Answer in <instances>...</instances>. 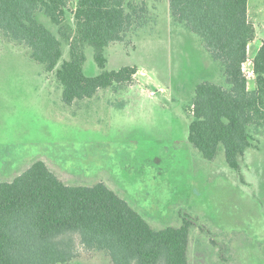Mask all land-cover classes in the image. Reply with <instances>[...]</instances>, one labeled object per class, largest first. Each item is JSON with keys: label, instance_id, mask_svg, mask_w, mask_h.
Wrapping results in <instances>:
<instances>
[{"label": "rangeland", "instance_id": "374dc122", "mask_svg": "<svg viewBox=\"0 0 264 264\" xmlns=\"http://www.w3.org/2000/svg\"><path fill=\"white\" fill-rule=\"evenodd\" d=\"M146 6L142 27L106 49L108 69L134 65L131 84L101 89L93 98L63 102L55 72L27 48L0 35V181L43 160L69 184L103 181L154 228L193 222L190 264H264V125L251 126L252 146L232 169L223 151L205 159L189 142L187 111L204 80L225 83L222 67L201 37L175 22L169 0ZM77 0H68V19ZM256 29L244 64L254 87L253 56L264 41V0H250ZM38 18L58 34L42 12ZM63 59L69 44L63 42ZM85 73L99 74L88 47ZM68 264H114L103 251L78 245Z\"/></svg>", "mask_w": 264, "mask_h": 264}, {"label": "trees", "instance_id": "16d2710c", "mask_svg": "<svg viewBox=\"0 0 264 264\" xmlns=\"http://www.w3.org/2000/svg\"><path fill=\"white\" fill-rule=\"evenodd\" d=\"M249 1L169 0L174 21L201 37L225 79L196 86L187 108L189 142L207 160L223 151L235 170L252 146L249 128L264 125V41L253 58L254 89L244 69L256 38ZM67 5L68 0H0V35L55 72L66 105L131 84L138 67L108 69L106 49L142 27L146 6L133 0H77L70 20ZM40 12L59 35L39 20ZM64 41L68 59H63ZM88 47L100 69L95 76L85 73ZM192 228L186 216L179 226L154 228L105 182L66 183L43 160L0 181V264H68L78 245L105 252L114 264H190Z\"/></svg>", "mask_w": 264, "mask_h": 264}, {"label": "crops", "instance_id": "0c3cea01", "mask_svg": "<svg viewBox=\"0 0 264 264\" xmlns=\"http://www.w3.org/2000/svg\"><path fill=\"white\" fill-rule=\"evenodd\" d=\"M263 43V42H262ZM262 43L260 44V46L262 45ZM252 44V43H251ZM251 44H250V46H249V54H250V48H251ZM260 46L258 47V49L260 48ZM258 49H257V51H258ZM256 55V54H255ZM255 55L253 56V58L255 57ZM253 58H251V60H253ZM254 79V78H253ZM255 88V85H254V87L252 88V89H254Z\"/></svg>", "mask_w": 264, "mask_h": 264}, {"label": "built area", "instance_id": "2783aa9c", "mask_svg": "<svg viewBox=\"0 0 264 264\" xmlns=\"http://www.w3.org/2000/svg\"><path fill=\"white\" fill-rule=\"evenodd\" d=\"M251 63H253V62L251 61ZM249 74L253 75V78H254L255 74H254V70L253 69H252L251 72H249Z\"/></svg>", "mask_w": 264, "mask_h": 264}]
</instances>
